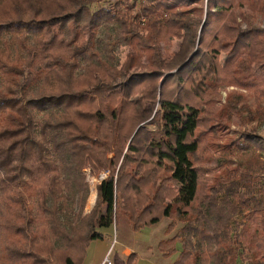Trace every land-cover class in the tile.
Returning <instances> with one entry per match:
<instances>
[{"label": "trees", "instance_id": "obj_1", "mask_svg": "<svg viewBox=\"0 0 264 264\" xmlns=\"http://www.w3.org/2000/svg\"><path fill=\"white\" fill-rule=\"evenodd\" d=\"M253 124L264 0H0V264H83L120 216L169 219L173 264H264Z\"/></svg>", "mask_w": 264, "mask_h": 264}, {"label": "rangeland", "instance_id": "obj_2", "mask_svg": "<svg viewBox=\"0 0 264 264\" xmlns=\"http://www.w3.org/2000/svg\"><path fill=\"white\" fill-rule=\"evenodd\" d=\"M107 5V2H99L93 5L91 9L92 11H95ZM234 14L237 15V17L241 21H246L250 17H252L249 9H246L244 11H235ZM100 38L101 40H104V32H102ZM173 50L175 51V53L182 52V48H180V44L178 42H174ZM128 52L129 49L126 47H120L116 50L117 59L120 63L124 62ZM227 60L228 59L224 55L221 56V62L223 64ZM233 128L255 135L257 137L258 143H260L264 147V124H253L247 125L242 128ZM252 144V146H254V142ZM85 173L87 174V180L90 185V196L91 193L95 191L97 197L96 187L109 175V173L103 172L97 176L91 175L90 170H86ZM95 203L90 207L88 199L85 213L91 212L93 207L95 206ZM169 224L170 220L164 219L153 227H146L140 232H134L128 220L125 217L120 216L118 225H114L111 228L101 230V232L104 234L103 240H96L89 245L83 264H100L101 260L103 259L104 255L107 254V252L112 253L111 257L114 259L115 264H123L122 260H125L126 258L124 257L123 252L126 249H131L130 254L132 252L138 255L139 264H173L179 257L181 244L177 245V253L170 258H164L158 250V245L162 240L172 238L176 234L174 232L167 235L166 231Z\"/></svg>", "mask_w": 264, "mask_h": 264}, {"label": "built area", "instance_id": "obj_3", "mask_svg": "<svg viewBox=\"0 0 264 264\" xmlns=\"http://www.w3.org/2000/svg\"><path fill=\"white\" fill-rule=\"evenodd\" d=\"M112 253L109 252L107 254V256L105 257V259L103 260V263L102 264H115V261L114 259L111 257Z\"/></svg>", "mask_w": 264, "mask_h": 264}, {"label": "bare ground", "instance_id": "obj_4", "mask_svg": "<svg viewBox=\"0 0 264 264\" xmlns=\"http://www.w3.org/2000/svg\"><path fill=\"white\" fill-rule=\"evenodd\" d=\"M95 200H96V192L93 191V192L91 193L90 198H89V206H90V207L94 205Z\"/></svg>", "mask_w": 264, "mask_h": 264}, {"label": "crops", "instance_id": "obj_5", "mask_svg": "<svg viewBox=\"0 0 264 264\" xmlns=\"http://www.w3.org/2000/svg\"><path fill=\"white\" fill-rule=\"evenodd\" d=\"M117 242H118V240H117ZM130 251H131V249H126V250H124V257H126V256H128V255H130ZM132 253V252H131ZM107 254H108V252H107ZM107 254H105L104 255V257H103V259L101 260V262H100V264H102L103 263V260L105 259V257L107 256ZM122 262H124V260H122Z\"/></svg>", "mask_w": 264, "mask_h": 264}]
</instances>
